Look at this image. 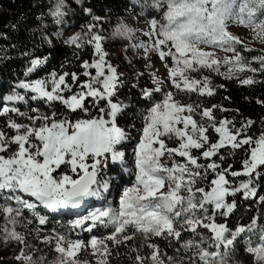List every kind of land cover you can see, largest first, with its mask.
<instances>
[{"label": "snow or ice", "instance_id": "obj_1", "mask_svg": "<svg viewBox=\"0 0 264 264\" xmlns=\"http://www.w3.org/2000/svg\"><path fill=\"white\" fill-rule=\"evenodd\" d=\"M86 3L55 0L36 17L40 43L20 52L23 75L0 98V240L16 245L12 264H112L114 256L129 264H238L241 239L253 264H264V223L253 215L229 224L239 207L264 208V130L254 136L251 119L237 122L223 105L202 102L224 88L214 76L264 83V0H128L126 13L144 27L116 24L114 35L130 41L126 58L131 63L129 51L142 53L153 68L155 54L166 69L163 77L148 73L151 87H139L144 73H135L132 87L147 105L135 136L126 130L135 125L120 124L130 104L120 96L124 74L105 48L110 17ZM76 10L91 22L64 37ZM237 26L248 39L232 30ZM52 37L79 59L37 75L51 53L36 50L52 46ZM181 94L200 102H183ZM240 152L237 169L227 159ZM123 173L131 182L120 190ZM113 190L119 196L109 200L105 193Z\"/></svg>", "mask_w": 264, "mask_h": 264}, {"label": "trees", "instance_id": "obj_2", "mask_svg": "<svg viewBox=\"0 0 264 264\" xmlns=\"http://www.w3.org/2000/svg\"><path fill=\"white\" fill-rule=\"evenodd\" d=\"M54 2L55 0H0V32L6 33L8 37V39H0V49L7 50L6 52H0V98L8 93L10 85L16 78L22 77L25 68V59L20 56V52L30 49L34 43H40L39 33H33V29L37 28L39 24L36 17L41 12H45L47 6ZM85 6L92 7L95 14L103 16L107 14L105 11L110 10L108 14L112 18V22H116L114 21L115 17H119L120 19L124 18L122 12L128 7V0H89ZM80 15L84 19L91 18L82 12H80ZM13 24H16L17 27L12 28L11 25ZM52 40V46L44 44L36 50L40 56H47L51 53L47 62V68L37 75L42 76L46 71H50L54 67L58 68L65 59L73 65L79 59L80 54L78 53L76 57H73V49L65 45L62 40L55 37H52ZM10 44L15 45V51L9 47ZM253 54L256 53L254 52ZM88 55L89 53L87 51L84 52L85 57H88ZM4 56H7L8 59H5ZM120 67H124L121 73L124 74V78L126 79L120 96L125 103L130 104V108L120 119L121 126H126L130 125L132 120L147 105L138 95L139 88L132 87V84L136 83L135 76L129 74L124 65ZM143 73L144 75L139 79V87H151V80L145 72ZM213 79L215 85L223 84L224 88H218L217 94L212 97L202 98V102L207 106H211L212 104L223 105L230 110L227 115L229 117H235L237 122H239L241 116L251 119L254 122V126L251 128L250 134L254 136L264 130V124H262V121H264V104L256 102L257 99H264V83L254 86H242L237 83L236 79L225 80L219 76H214ZM189 100L200 102V98L195 94L190 98L186 96L185 101L189 102ZM237 109L239 112H236ZM2 119L0 118V120ZM242 158H244V153L240 152L235 156L228 157L227 163L233 164V167L238 169L240 167L239 161ZM117 168H119V165H117ZM109 173L115 174L114 172ZM235 199L240 205L245 203L239 196ZM253 215L257 216L260 223H264V208L253 203L251 207H239L231 216L229 224L234 225L236 222L248 223ZM68 217H63V220ZM57 219H61V217H57ZM78 236L85 240L89 238L88 233H78ZM72 237L77 238V233H73ZM153 242L157 241L154 240ZM240 243L241 247L238 248L234 259L238 264H253L251 256L244 251L242 239ZM161 249L168 255L172 254V251L165 247L164 243H161ZM13 255L14 253L10 254L6 247L0 246V258L5 259V264H12Z\"/></svg>", "mask_w": 264, "mask_h": 264}, {"label": "rangeland", "instance_id": "obj_3", "mask_svg": "<svg viewBox=\"0 0 264 264\" xmlns=\"http://www.w3.org/2000/svg\"><path fill=\"white\" fill-rule=\"evenodd\" d=\"M88 1L89 0H87V2ZM99 12H101V11H99ZM105 12H107V14L106 13L105 14L110 17V15L108 14L110 11L107 10ZM122 13L124 16L123 19L129 24L130 27H133L136 29H142L144 27L142 22L141 23L136 22L134 16L128 15L126 13V11H123ZM99 14H101V13H99ZM101 16H103V15H101ZM67 19H68L69 24H72L75 26L68 28L67 31L64 32V37H67L71 33L79 30L81 25H85V24L91 22V18L84 19L83 17H81L80 11H78V10L74 11L73 13H70L69 16L67 17ZM143 19H144V17H140L141 21H143ZM120 20L121 19L119 17H115L114 21H116V22H112V18L110 17V21L106 22L103 25V28H104L103 34L107 38L106 43H105V48H106V51L109 52L110 58L112 59V62L116 65H119V66L124 65L126 67V70L129 72V74H131L133 76H135L136 72H145V74L151 80V77L149 76L148 73L153 71V70L156 71V75L158 77L166 76V69L163 66L162 62L159 60V58L155 54H152V61L154 64L153 68H146L145 67L147 61L143 58L142 53L138 56H134L133 53L131 51H129L127 53V56L133 57V59L131 60V63H129L128 59L125 56L124 49H125V45L130 43V41L126 37H119V36L114 35L116 24ZM232 30L237 35H240L242 38L248 39V32L246 29H243V28L237 26V27H234ZM53 31H55V27L50 25V27L48 28V32L51 33ZM136 36L139 39H146L145 37L142 36L140 31L136 32ZM59 40H62V42H63V38H61ZM251 43L257 49L259 47H261L260 42H258V41H252ZM123 69H124V67H120L119 71L122 72ZM186 96L187 95L181 94L177 98L181 99L183 102H186L185 101ZM143 111L144 110H142L140 113H142ZM139 114L136 116V118L134 120H132V122L130 124V125H135V127L132 129H126V130H130L133 136H135V134H136L135 129L140 128L142 126V117ZM131 147H132L131 145L128 146L129 151H130ZM128 159L130 160L131 158L128 157ZM124 174H125L123 176L124 183H120L119 180L117 181L119 183L120 190H122V188L125 186V183L131 182L128 178V174L127 173H124ZM108 175L109 176H115V174H111V173H108ZM106 195L108 196L109 200H112V199L117 198L119 196V190H113L112 192L106 193ZM99 206H100L99 204L95 203L92 207H99ZM86 210L87 209H85V211ZM70 218H72V217L69 216L64 221L66 222ZM56 219H57V217H56ZM0 223H2V218H0ZM17 227H18V230H23L22 227H20V226H17ZM32 227L34 228L35 224H33ZM49 227H51V225H49ZM96 234L97 235H104L106 233H96ZM0 246L6 247L7 250H9L10 254L13 253V249L16 247V245L14 243L8 244L6 246L5 243L3 242V240H0ZM54 256H55V253H52L49 256V259H53ZM86 257H87L86 253H81V259H85ZM112 264H129V261H128L126 256H124L122 258L114 256L113 260H112Z\"/></svg>", "mask_w": 264, "mask_h": 264}]
</instances>
